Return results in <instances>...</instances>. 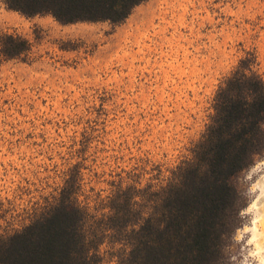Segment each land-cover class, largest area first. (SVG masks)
<instances>
[{
	"label": "rangeland",
	"instance_id": "1",
	"mask_svg": "<svg viewBox=\"0 0 264 264\" xmlns=\"http://www.w3.org/2000/svg\"><path fill=\"white\" fill-rule=\"evenodd\" d=\"M39 19L0 0V30L40 36L29 57L0 65V233L53 201L76 165L81 199L106 197L130 173L144 183L169 176L192 157L240 61L255 55L264 76V0H147L121 23L51 29ZM232 181L247 204L233 263L254 264L249 253L264 247V156ZM106 250L102 264H118Z\"/></svg>",
	"mask_w": 264,
	"mask_h": 264
},
{
	"label": "trees",
	"instance_id": "2",
	"mask_svg": "<svg viewBox=\"0 0 264 264\" xmlns=\"http://www.w3.org/2000/svg\"><path fill=\"white\" fill-rule=\"evenodd\" d=\"M145 1L134 4L119 22L70 23H121ZM6 4L28 17L39 14L36 0ZM0 35L23 36L3 30ZM33 47L30 42L20 56L0 57V65L29 57ZM255 65L250 54L219 86L211 122L192 157L169 176L144 183L130 173L132 181H114L106 197L92 200L84 194L81 199L83 176L74 166L53 201L35 207L20 228L0 233V264H102L104 247L118 264H234L235 233L247 204L232 179L264 156V76ZM230 80L245 87L231 89ZM225 90L226 98L217 102Z\"/></svg>",
	"mask_w": 264,
	"mask_h": 264
},
{
	"label": "snow or ice",
	"instance_id": "3",
	"mask_svg": "<svg viewBox=\"0 0 264 264\" xmlns=\"http://www.w3.org/2000/svg\"><path fill=\"white\" fill-rule=\"evenodd\" d=\"M137 3L139 0H36L34 11L38 12L40 16L36 23L51 29L57 24L66 25L77 20L110 19L119 22L132 11L133 5ZM39 41V34H37L35 41H32L30 34L16 38L11 35H0V57L4 59L18 57L21 50L30 42L38 44ZM247 86L255 87L251 81L247 82ZM229 87L239 91L245 87V84L239 80H230ZM226 91L217 95V102L226 98Z\"/></svg>",
	"mask_w": 264,
	"mask_h": 264
},
{
	"label": "clouds",
	"instance_id": "4",
	"mask_svg": "<svg viewBox=\"0 0 264 264\" xmlns=\"http://www.w3.org/2000/svg\"><path fill=\"white\" fill-rule=\"evenodd\" d=\"M253 239H255V237ZM252 242L253 241L250 240L249 244ZM249 256L252 258L254 264H264V247H261V245L257 244L255 250L251 251Z\"/></svg>",
	"mask_w": 264,
	"mask_h": 264
},
{
	"label": "bare ground",
	"instance_id": "5",
	"mask_svg": "<svg viewBox=\"0 0 264 264\" xmlns=\"http://www.w3.org/2000/svg\"><path fill=\"white\" fill-rule=\"evenodd\" d=\"M263 185H264V184H263ZM262 220H264V219H262ZM262 220H261V221H262ZM263 226H264V225H263Z\"/></svg>",
	"mask_w": 264,
	"mask_h": 264
}]
</instances>
